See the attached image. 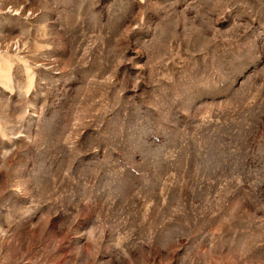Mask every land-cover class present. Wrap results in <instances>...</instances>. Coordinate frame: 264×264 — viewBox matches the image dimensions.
<instances>
[{
  "label": "rangeland",
  "instance_id": "374dc122",
  "mask_svg": "<svg viewBox=\"0 0 264 264\" xmlns=\"http://www.w3.org/2000/svg\"><path fill=\"white\" fill-rule=\"evenodd\" d=\"M0 264H264V0H0Z\"/></svg>",
  "mask_w": 264,
  "mask_h": 264
}]
</instances>
